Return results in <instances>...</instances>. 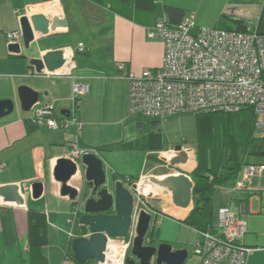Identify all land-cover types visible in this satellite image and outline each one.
Here are the masks:
<instances>
[{
    "label": "crops",
    "instance_id": "crops-1",
    "mask_svg": "<svg viewBox=\"0 0 264 264\" xmlns=\"http://www.w3.org/2000/svg\"><path fill=\"white\" fill-rule=\"evenodd\" d=\"M133 1L122 5L117 0H106L105 5L99 6L88 0H0V100L15 104L14 111L0 119V187L42 184V194L37 199H33L28 188L20 192L22 205L0 202V264H75L66 256V250L69 233L75 237L86 232L77 224L80 205L79 201L60 195V185L53 176L58 161L67 159L73 147L93 153L102 161L108 185L117 183L121 177L131 180L153 177L158 164L147 159V155L157 156L170 148L149 153L145 146L140 149L124 146L142 136L137 118L128 111V77L156 70L162 63V43L152 30L157 19L165 15L171 23L178 24L191 17L196 28L217 29L221 20L228 21L223 17L227 7L236 5L248 14L249 30L264 33V0H152V9L148 11L136 9ZM34 14L57 15L65 21V28L47 36L35 33L28 49L21 47L20 54L9 52L6 34L18 31L19 20ZM231 28L235 29L233 23ZM80 45L83 52L77 51ZM56 49L68 51L66 66L55 74L36 75L29 61ZM120 64L123 70L118 68ZM76 83L88 86L87 94L76 104L80 126L70 124L64 130H51L26 123L29 113L20 109L19 87L37 92L38 103L53 105L54 117H60L62 111L71 108L72 87ZM183 150L188 152L189 160L181 165L185 171L180 174L191 180L190 173L196 164L189 149ZM170 154L166 152L163 156L168 159ZM68 184L82 192L86 183L80 170ZM263 184V177L253 181V189L261 192L258 204L264 196ZM218 191L212 197L214 210L215 205L230 207L237 218L247 223V234H253L250 238L245 235L242 241L250 249L246 264H264V226L259 233H250L251 220L244 219L247 215H259L251 212L253 197H248L247 192L226 190L222 195ZM75 208L78 214L70 226L68 220ZM29 210L46 215L47 244L38 249L29 248L27 241ZM188 211L179 218L160 213L163 216L157 232L160 243H168L177 250L174 246L181 242L183 227L189 230V236L197 234L181 224ZM190 242L194 244L197 240L193 238ZM188 263L200 264V260L189 252L185 264Z\"/></svg>",
    "mask_w": 264,
    "mask_h": 264
},
{
    "label": "built area",
    "instance_id": "built-area-1",
    "mask_svg": "<svg viewBox=\"0 0 264 264\" xmlns=\"http://www.w3.org/2000/svg\"><path fill=\"white\" fill-rule=\"evenodd\" d=\"M225 12L243 20L248 18V14L236 5L227 7ZM152 30L162 43V63L156 70L128 77V111L131 116L163 120L179 114L236 112L251 108L255 115L253 137L264 141V33L214 28L197 30L191 17L173 24L165 15L154 22ZM6 39L9 45L20 43V30L7 33ZM77 51H84L81 45ZM118 68L123 70V64ZM87 92L86 84L73 85L68 116L54 117L53 105L37 103L28 118L37 128L64 130L70 124L80 126L76 104ZM84 154L87 152L73 147L66 158L76 163ZM263 174V166L244 167L241 179L230 192L254 190L253 181L261 179ZM148 181L150 176H141L136 182L129 177L119 181L126 189L136 186L132 223L126 236L107 240L102 264H129L128 253L136 237L140 212L151 217L156 214L143 202L153 194L139 190V186ZM28 188L29 185L22 184L19 191ZM139 203L143 208L139 209ZM260 210L264 214V205ZM77 213L78 208H75L68 220L70 226ZM216 228V234L200 233L201 241L192 245L200 264H246L250 253V249L242 245L247 232L246 222L237 218L230 207H222L217 212ZM68 235L71 237L70 233Z\"/></svg>",
    "mask_w": 264,
    "mask_h": 264
},
{
    "label": "water",
    "instance_id": "water-1",
    "mask_svg": "<svg viewBox=\"0 0 264 264\" xmlns=\"http://www.w3.org/2000/svg\"><path fill=\"white\" fill-rule=\"evenodd\" d=\"M65 21L57 15L46 17L34 14L29 18L24 16L19 20L21 42L10 44L8 51L20 54L21 47L28 49L35 40V33L47 36L57 29L65 28ZM65 65L64 50L56 49L45 53L39 59L29 61V66L36 75L55 74ZM17 97L22 112L29 113L39 101V94L32 89L21 86ZM15 104L11 100H0V119L7 117L14 111ZM68 111H62V116H68ZM174 156L169 159L172 167L184 165L189 160L188 152L182 147L173 148ZM81 171L86 185L82 192L69 186V182ZM54 180L60 185V195L70 200L79 201L81 215L78 218V227L85 229L86 237L81 235L73 238L71 250L76 264H102L108 239L126 236L131 227L134 210L133 191L136 186L126 189L120 182L108 185L102 161L93 153L84 154L73 163L68 159L58 161L54 169ZM150 182L167 191L171 196L172 208L176 212L192 209L193 183L184 174L168 175L157 179L150 177ZM33 199L42 194V184H31ZM0 202L22 205L23 198L17 185H4L0 187ZM111 214V215H110ZM151 217L141 211L136 224V237L131 248L132 260L129 264H185L188 252L184 249L174 250L168 243L162 242L157 246L145 245L147 235L152 229Z\"/></svg>",
    "mask_w": 264,
    "mask_h": 264
},
{
    "label": "trees",
    "instance_id": "trees-1",
    "mask_svg": "<svg viewBox=\"0 0 264 264\" xmlns=\"http://www.w3.org/2000/svg\"><path fill=\"white\" fill-rule=\"evenodd\" d=\"M88 1L99 6L106 4V0ZM117 1L122 5H128L130 0ZM152 3V0L133 1V5L136 9L146 11L152 9ZM223 17H226V19L235 26L234 30L225 31H250L247 27L246 20L228 16L226 12L223 13ZM193 116L200 146L194 151L196 155V166L190 173L193 183L192 209L184 220L181 221V224L197 233L208 232L216 234L218 230L214 220V208L212 205L214 192L217 189H227L230 192V190L241 179L244 167L249 165L264 167L263 162L257 161V159H264V141H259L253 137L255 115L251 108H241V110L236 112L209 111L203 114H195ZM135 118L138 119L139 116H135ZM25 121L30 127L37 128L31 123L28 117ZM160 126L161 120L148 119L146 123L138 121L137 127L142 134L140 140L135 143L126 144L124 147L140 149L142 146H145L146 151L149 153L163 151L165 148ZM217 134L222 137L219 139V142L223 140L222 145L217 143L213 144L212 142L204 144V140L208 141L211 140V138L218 140L216 137ZM225 145H227L231 151H228ZM238 145L244 146L242 154L238 153L236 149ZM147 159L157 160L155 154H148ZM124 178L125 177H121L119 181ZM137 180L138 179H132L133 182H136ZM235 192L240 191H233L232 193ZM241 192H247L248 197L254 196L257 192L259 193L257 190H242ZM262 200L264 204V196ZM147 204L149 205V208L151 207L153 211L158 213L150 202H147ZM185 213L186 212L182 211L177 214H170L179 218ZM258 213L263 214L261 210H259ZM79 215H81V211L78 216ZM27 220V241L29 248L38 249L44 247L47 244L46 215L40 211L29 210L27 212ZM156 231L157 229L153 224L152 229L146 238L152 241L154 235L157 234ZM71 242L72 239L69 241L66 256L75 263L71 250ZM242 245L244 246L243 243ZM86 264L91 263L87 262Z\"/></svg>",
    "mask_w": 264,
    "mask_h": 264
},
{
    "label": "rangeland",
    "instance_id": "rangeland-1",
    "mask_svg": "<svg viewBox=\"0 0 264 264\" xmlns=\"http://www.w3.org/2000/svg\"><path fill=\"white\" fill-rule=\"evenodd\" d=\"M222 24H225L226 26H222ZM229 24V25H228ZM198 27V26H197ZM217 29H221V30H231V23L226 21V20H221V23L216 26ZM199 28H197L198 30ZM193 33H195V31H193ZM138 121L141 122H147L148 119L139 117L137 119ZM160 131L162 133L163 136V143H164V148L168 149L164 152H161L160 154H158L156 156L157 160L155 161L158 166L157 168L154 170V172L151 174L153 176V178H157L160 177L161 175H176V174H180V172H184L185 170L182 168L181 165L172 167L169 165V159H167L164 155V153L166 152H173V148L176 146H180L182 148H188L189 149V154H191L192 156V160L193 162L196 164V155H195V150L197 149V147L200 146L197 134H196V128H195V119L194 116L191 114H179V115H175L172 117H166L165 119L161 120V126H160ZM216 137L218 138V140H215L214 138H211V140H204V144H207L208 142H212L213 144L217 143L219 145H222L223 140L219 142V139L222 138L221 135L217 134ZM203 144V143H202ZM225 147L229 150V147L227 145H225ZM232 149V148H231ZM234 149V148H233ZM237 151L238 153L242 154V151L244 149L243 145H238L237 146ZM258 162H263L264 163V159H257ZM196 166V165H195ZM264 178V174L262 176ZM264 187V184L263 186ZM227 189H219V193H221L222 195L225 193ZM261 192H257L255 193L253 197V199L251 200V212H259L261 206H263V200L260 204H258L260 198H259V194ZM153 197L151 198H147L146 200H144V204H146L148 207L149 205L147 204V202H150V204L153 206V208L160 214V212H164L166 214L168 213H174L177 214L175 212V210L171 207V196L170 194L163 190L162 188L155 186V188L153 189L152 193ZM218 195H214V197H217ZM215 203V202H214ZM260 206V207H259ZM142 206H139V209ZM221 205H215V210H214V218L216 215V212H218V210L220 209ZM150 209H152L150 207ZM218 209V210H217ZM189 210V209H187ZM185 210V211H187ZM183 211V212H185ZM161 217H163L162 215H158L156 218H152L151 219V225L154 224L157 231H159L160 229V224H161ZM250 218V230L249 232L252 233L253 232H258L262 230L263 226H264V214H259V215H247L244 217V219L246 221H248V219ZM254 227V228H252ZM182 233H180L179 238L181 239V242H179L177 245L174 246V248L178 249L177 247H180L181 249H184L188 252L193 254V249H192V245L193 243H191L190 241L193 240V238L195 240H197V242L201 241V235L200 233H192L189 236V230L186 229L185 227H183L181 229ZM156 231V233H157ZM160 236V233H159ZM157 234L154 235L152 243L154 245H158L160 244L159 241V237ZM247 238L253 237V234H246ZM190 239V240H189ZM189 242L191 247L189 246ZM194 255V254H193ZM189 264V263H188Z\"/></svg>",
    "mask_w": 264,
    "mask_h": 264
},
{
    "label": "bare ground",
    "instance_id": "bare-ground-1",
    "mask_svg": "<svg viewBox=\"0 0 264 264\" xmlns=\"http://www.w3.org/2000/svg\"><path fill=\"white\" fill-rule=\"evenodd\" d=\"M67 53H68V51H67V52L64 51V55H65V58H66V62L68 63V56H67ZM65 66H66V63H65V65H64V67H65ZM64 67H63V68H64ZM173 156H174V153L171 152V154H170V156H169L168 159L172 158ZM163 178H166V176L164 175V176H162V177H157V179H159V180H160V179H163ZM154 188H155V185H153L150 181L146 182L144 185H140V186H139V190L142 191V192H144L145 194H151ZM143 189H144V190H143Z\"/></svg>",
    "mask_w": 264,
    "mask_h": 264
},
{
    "label": "flooded vegetation",
    "instance_id": "flooded-vegetation-1",
    "mask_svg": "<svg viewBox=\"0 0 264 264\" xmlns=\"http://www.w3.org/2000/svg\"><path fill=\"white\" fill-rule=\"evenodd\" d=\"M152 199V198H151ZM134 205H135V202H134ZM141 205V203H139L138 204V207ZM142 206V205H141ZM147 206V205H146ZM148 207V206H147ZM141 208H143V206L141 207ZM140 208V209H141ZM149 208V207H148ZM150 209V208H149ZM150 210H152V209H150ZM153 211V210H152ZM153 212H155V211H153ZM111 215V214H110ZM158 215H160V214H158V213H156L154 216H152L153 218H156ZM78 224V223H77ZM155 224V223H154ZM152 226H153V224H152ZM71 234V233H70ZM87 234H88V232L86 231V232H80L79 233V235H81V236H83V237H86L87 236ZM76 236H78V235H76ZM75 236V237H76ZM73 238H74V236H72L71 235V237H70V239H72L73 240ZM145 245H148V246H156V245H154L153 243H152V241H150V240H146V243H145ZM128 257H129V260H132V257H131V250L129 251V253H128ZM135 264H137V261L135 260Z\"/></svg>",
    "mask_w": 264,
    "mask_h": 264
}]
</instances>
